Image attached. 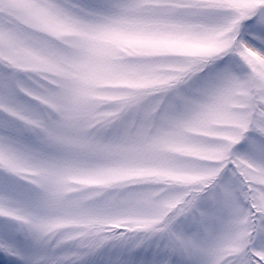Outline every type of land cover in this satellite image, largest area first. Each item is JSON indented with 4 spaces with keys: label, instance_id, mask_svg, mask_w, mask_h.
I'll return each mask as SVG.
<instances>
[{
    "label": "snow or ice",
    "instance_id": "6c2138e0",
    "mask_svg": "<svg viewBox=\"0 0 264 264\" xmlns=\"http://www.w3.org/2000/svg\"><path fill=\"white\" fill-rule=\"evenodd\" d=\"M0 264H264V0H0Z\"/></svg>",
    "mask_w": 264,
    "mask_h": 264
}]
</instances>
